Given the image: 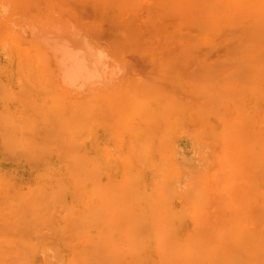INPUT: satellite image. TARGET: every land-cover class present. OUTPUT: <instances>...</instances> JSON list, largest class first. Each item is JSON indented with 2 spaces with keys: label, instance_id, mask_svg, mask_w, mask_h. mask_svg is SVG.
I'll return each mask as SVG.
<instances>
[{
  "label": "bare ground",
  "instance_id": "bare-ground-1",
  "mask_svg": "<svg viewBox=\"0 0 264 264\" xmlns=\"http://www.w3.org/2000/svg\"><path fill=\"white\" fill-rule=\"evenodd\" d=\"M0 264H264V0H0Z\"/></svg>",
  "mask_w": 264,
  "mask_h": 264
},
{
  "label": "rangeland",
  "instance_id": "rangeland-1",
  "mask_svg": "<svg viewBox=\"0 0 264 264\" xmlns=\"http://www.w3.org/2000/svg\"><path fill=\"white\" fill-rule=\"evenodd\" d=\"M218 52V49H215L210 52L212 56H215L216 53ZM133 65V64H132ZM134 66V65H133ZM136 67V66H135ZM77 71V70H76ZM72 74H75L74 71H72ZM33 91H28L26 94L25 99L29 102V95H31ZM68 95V94H67ZM71 96H68L65 100V102L68 104L69 110L74 111V106L73 102H71ZM27 113L29 116L33 117L35 116L37 118V114L33 111V109L27 110ZM69 112V111H68ZM73 113V112H72ZM40 131L37 133H29L28 130H24V134L27 135L29 140L34 144L35 146V151L37 152L38 156L36 158H33L30 160L32 162V165H34L37 168H43L46 165V157L44 156L45 152L47 151V143L49 144L48 137V132L49 130L46 127V124L43 122H40ZM115 129H123L122 126L120 127L119 125L115 126ZM65 135L63 134V140L65 139ZM63 142H68L63 141ZM189 142V141H187ZM41 153V154H40ZM4 157L7 158V161L13 162V163H18L19 158L21 156H18V154H12L8 155L6 153L3 154ZM202 158H207L205 154L203 153L199 157L196 158L197 161L202 163V166L204 165V159ZM209 158V157H208ZM66 159V158H64ZM68 160V159H66ZM140 174V180L142 182L147 181V174L145 171H139ZM215 171L212 172H207L204 171L200 175H197L196 178H191V177H183V182L188 185L187 191L192 192V194H195V191L199 193H205V191L209 192V194H206L203 201L200 202V208L197 210L195 209V200L193 201L192 199H187V202H184L182 200H178L177 203L181 208V212L184 218V225L181 227L179 232L181 231V234L183 235L184 238L187 240L189 239V225L192 222V224H196V228L194 229L197 234L196 239H209L211 236L213 229L218 223V202L215 199V192L217 193V184L215 180ZM45 232V231H43ZM48 237L50 239V235L46 232V234L42 235L41 238ZM121 238V241H118ZM31 239L36 242L37 240H40V237L37 234H34L31 236ZM213 240V239H212ZM229 240V239H225ZM119 245H124L127 243H130L127 238L120 236L117 239ZM79 243V242H78ZM79 249H83L84 246H82V243H79ZM11 248V247H9Z\"/></svg>",
  "mask_w": 264,
  "mask_h": 264
}]
</instances>
